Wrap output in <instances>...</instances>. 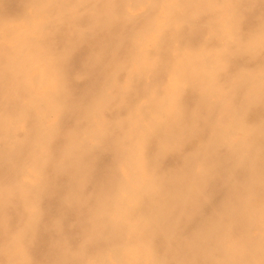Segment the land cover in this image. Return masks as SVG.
<instances>
[{
    "label": "clouds",
    "instance_id": "9594fccd",
    "mask_svg": "<svg viewBox=\"0 0 264 264\" xmlns=\"http://www.w3.org/2000/svg\"><path fill=\"white\" fill-rule=\"evenodd\" d=\"M209 3L220 10L215 19L196 15ZM76 6L98 11L51 23L45 41L57 54L66 113L87 135L69 154L61 121L47 145L45 180L28 201L0 186V264H136L120 234L95 216L119 164L134 157L154 186L144 210L166 220L145 234L151 264H264V0H147L145 7L172 11L149 54L155 65L127 87L123 65L141 22L124 19L122 0ZM213 24L223 57L196 66L178 61L174 51L208 38ZM169 74L189 85L174 107L160 121H130ZM39 135L34 128L11 161L30 152ZM13 172L0 157V185Z\"/></svg>",
    "mask_w": 264,
    "mask_h": 264
},
{
    "label": "bare ground",
    "instance_id": "6f19581e",
    "mask_svg": "<svg viewBox=\"0 0 264 264\" xmlns=\"http://www.w3.org/2000/svg\"><path fill=\"white\" fill-rule=\"evenodd\" d=\"M122 14L129 23L140 21L131 44V50L123 65L127 87L142 68L155 65L150 52L163 29L169 8L145 7L147 0H122ZM84 9L76 6V0H0V157L7 156L14 172L4 177L2 186L10 195H19L28 201L30 189L40 187L45 180L48 165L47 145L61 133L65 149L71 154L87 129L72 113H66L60 99L62 89L59 83L57 54L45 41L46 28L65 16H77ZM102 11V10H101ZM196 15L215 19L220 10L211 6L197 8ZM119 19V16H117ZM231 24L225 19L224 27ZM217 26L209 30L208 38L197 40L193 45L174 51L178 61H189L194 66L203 65L213 56L217 60L224 55L217 39ZM211 41V42H210ZM221 65L217 64V67ZM246 70L241 66V71ZM90 80L77 89L82 94L93 86ZM189 85L174 74L154 86L142 98L128 119L138 121H160L174 107L178 96ZM38 129L40 135L33 141L30 152L19 162L11 161L13 154L24 149L29 134ZM151 177L139 157L122 161L118 175L110 190L103 195L95 210L97 219L106 220L120 234L121 246L132 256L136 264H151L152 253L145 234L155 226L166 223L164 217L144 210V196L153 189ZM223 195L216 191V200ZM38 206L33 204L30 215H38Z\"/></svg>",
    "mask_w": 264,
    "mask_h": 264
}]
</instances>
